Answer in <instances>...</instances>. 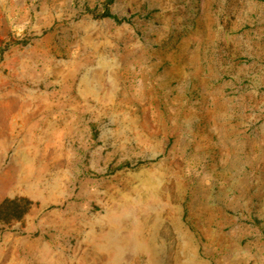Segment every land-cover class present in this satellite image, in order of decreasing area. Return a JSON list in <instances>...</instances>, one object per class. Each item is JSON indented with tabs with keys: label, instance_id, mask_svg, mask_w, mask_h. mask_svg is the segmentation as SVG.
<instances>
[{
	"label": "rangeland",
	"instance_id": "obj_1",
	"mask_svg": "<svg viewBox=\"0 0 264 264\" xmlns=\"http://www.w3.org/2000/svg\"><path fill=\"white\" fill-rule=\"evenodd\" d=\"M0 264H264V0H0Z\"/></svg>",
	"mask_w": 264,
	"mask_h": 264
}]
</instances>
